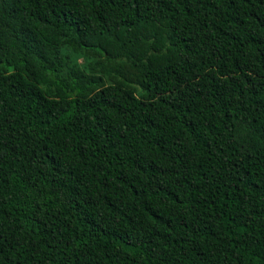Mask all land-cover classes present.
Segmentation results:
<instances>
[{"label":"trees","instance_id":"obj_1","mask_svg":"<svg viewBox=\"0 0 264 264\" xmlns=\"http://www.w3.org/2000/svg\"><path fill=\"white\" fill-rule=\"evenodd\" d=\"M0 264H264V0H0Z\"/></svg>","mask_w":264,"mask_h":264},{"label":"rangeland","instance_id":"obj_2","mask_svg":"<svg viewBox=\"0 0 264 264\" xmlns=\"http://www.w3.org/2000/svg\"><path fill=\"white\" fill-rule=\"evenodd\" d=\"M79 62H83V60L81 59V60H79Z\"/></svg>","mask_w":264,"mask_h":264}]
</instances>
